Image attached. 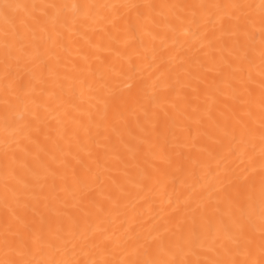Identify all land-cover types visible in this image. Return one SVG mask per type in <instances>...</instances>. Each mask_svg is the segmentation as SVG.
I'll list each match as a JSON object with an SVG mask.
<instances>
[{
  "label": "snow or ice",
  "instance_id": "snow-or-ice-1",
  "mask_svg": "<svg viewBox=\"0 0 264 264\" xmlns=\"http://www.w3.org/2000/svg\"><path fill=\"white\" fill-rule=\"evenodd\" d=\"M0 264H264V0H0Z\"/></svg>",
  "mask_w": 264,
  "mask_h": 264
}]
</instances>
